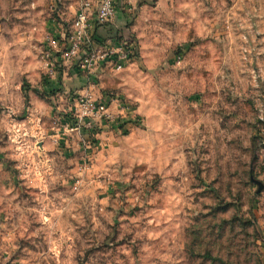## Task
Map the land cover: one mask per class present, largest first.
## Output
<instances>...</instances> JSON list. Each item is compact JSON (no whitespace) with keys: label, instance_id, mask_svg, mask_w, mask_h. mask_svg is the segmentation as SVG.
Instances as JSON below:
<instances>
[{"label":"rangeland","instance_id":"1","mask_svg":"<svg viewBox=\"0 0 264 264\" xmlns=\"http://www.w3.org/2000/svg\"><path fill=\"white\" fill-rule=\"evenodd\" d=\"M79 6L0 0V264H264V0H123L101 144L47 91Z\"/></svg>","mask_w":264,"mask_h":264},{"label":"built area","instance_id":"2","mask_svg":"<svg viewBox=\"0 0 264 264\" xmlns=\"http://www.w3.org/2000/svg\"><path fill=\"white\" fill-rule=\"evenodd\" d=\"M120 3V0H80L71 31L62 34L60 46L58 37L55 36L52 41L53 48H60V56L53 55L55 61L62 59L72 62L77 71L85 74L91 88L93 83L89 76L102 66H114L115 69L122 70L132 64L135 44L110 39L107 46L104 40L99 42L94 34L96 26L107 27L115 21ZM56 75L55 71L50 72L51 77H57ZM71 104L75 122L73 130L86 132L88 136L85 138L91 144L97 140L101 131L123 123L124 119L132 115L121 105L118 106L117 114L112 113L110 108L113 103L104 104L89 88L84 93L76 94Z\"/></svg>","mask_w":264,"mask_h":264},{"label":"crops","instance_id":"3","mask_svg":"<svg viewBox=\"0 0 264 264\" xmlns=\"http://www.w3.org/2000/svg\"><path fill=\"white\" fill-rule=\"evenodd\" d=\"M124 8L125 7L118 9L116 19L111 25H108L107 27H100V26L95 27V33H94L95 38L99 40V42L104 40L105 38L108 39L110 36L106 34L108 33L110 34L111 28L117 27L116 25H118L120 29L123 28L121 25H124V23L127 22V18H128V15L126 13L127 11L125 12L126 14L124 13L125 11ZM60 35H62V33ZM108 67L110 66H102V68H100L99 77L97 78L106 77L104 71ZM88 88L90 90L93 89L90 87V85L87 84L86 76L83 73L77 71V69H75V67L73 66L72 68L68 69L66 72H62V73L59 72L57 78L54 81H52L47 91H51V92L54 91V92H58L59 94H69V95L75 96L76 94L84 93ZM101 89H104V88H101ZM94 94L96 95V93ZM115 107L117 106L111 105L110 111L114 114H117L118 110L116 111ZM107 132H110V131H107ZM100 138L102 139V136L101 137L98 136V140H97L98 144L102 143Z\"/></svg>","mask_w":264,"mask_h":264},{"label":"trees","instance_id":"4","mask_svg":"<svg viewBox=\"0 0 264 264\" xmlns=\"http://www.w3.org/2000/svg\"><path fill=\"white\" fill-rule=\"evenodd\" d=\"M121 1V3H122V0H120ZM120 3V4H121ZM56 37H58V36H56ZM117 41H121V38L119 39H117ZM129 44H131V42H128ZM133 57H132V64L134 63V62H137V60H138V56H139V54H138V50H137V46H134V50H133Z\"/></svg>","mask_w":264,"mask_h":264}]
</instances>
